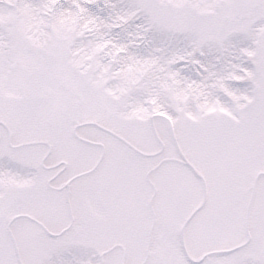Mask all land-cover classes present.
<instances>
[{
  "label": "snow or ice",
  "instance_id": "snow-or-ice-1",
  "mask_svg": "<svg viewBox=\"0 0 264 264\" xmlns=\"http://www.w3.org/2000/svg\"><path fill=\"white\" fill-rule=\"evenodd\" d=\"M0 264H264V0H0Z\"/></svg>",
  "mask_w": 264,
  "mask_h": 264
}]
</instances>
